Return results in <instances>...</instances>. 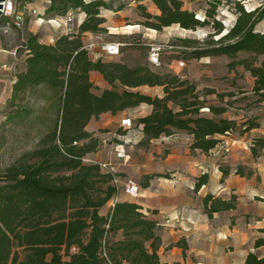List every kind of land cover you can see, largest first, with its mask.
Masks as SVG:
<instances>
[{
  "label": "trees",
  "instance_id": "trees-1",
  "mask_svg": "<svg viewBox=\"0 0 264 264\" xmlns=\"http://www.w3.org/2000/svg\"><path fill=\"white\" fill-rule=\"evenodd\" d=\"M20 1L22 6L35 2ZM205 1L208 8L202 18L196 11L184 8L183 0H153L160 14L144 10V25L158 31L173 25L190 30L210 27L203 41L180 38L187 47L185 55L201 59L251 54L239 63L254 76V91L264 95V61L259 65L254 61L264 55V30L257 29L264 20V6L248 9L243 0ZM47 2L44 13L40 10L36 19L62 17L75 10L84 12L86 19L77 33H64L52 43L29 32L19 50H26L27 56L24 69L14 81L6 117L0 122V140L5 144V132L14 128L30 144L0 166V264H182L161 261L158 224L139 203L120 199L122 188L113 182L119 174L86 160L100 146V138L87 126L104 113L117 114L149 105L152 111L136 121L144 142L179 130L192 136V150L208 153L222 141V135L237 129L238 122L202 115L205 108L215 115L224 114L228 108L209 102L195 82L176 73L91 56L84 47L83 35L108 33L103 10L121 11L125 1L120 0L116 7L114 0ZM15 4L21 9L17 0ZM230 5L237 17L227 28L218 18V9H232ZM27 16H32L31 11L26 13L25 27ZM93 71L101 73L110 87L100 89L95 85ZM145 85L162 87L163 96L134 90ZM211 94L220 98L226 95L207 88L205 96ZM256 127V122H245L243 131ZM259 149H264V138L250 146L254 156L259 155ZM237 173L244 175L242 170ZM165 175L146 174L143 188L154 177ZM208 179V174L201 176L196 189ZM111 201L114 205L101 214V208ZM203 204L212 217L214 213L236 209L238 201L235 195L223 199L208 193ZM261 248L264 236L256 239L255 250L248 253L245 264H264Z\"/></svg>",
  "mask_w": 264,
  "mask_h": 264
},
{
  "label": "rangeland",
  "instance_id": "rangeland-1",
  "mask_svg": "<svg viewBox=\"0 0 264 264\" xmlns=\"http://www.w3.org/2000/svg\"><path fill=\"white\" fill-rule=\"evenodd\" d=\"M119 1L114 0L115 7L118 6ZM123 1H125L126 7L121 11L103 10L104 14L110 16V22L115 26L108 33L99 35L92 40L96 42H121L123 43L121 54L110 57V60H123L131 66L137 64L148 65L156 72L176 73L184 79L195 82L198 89L202 91L203 97L207 98L209 102L228 108L222 115H215L208 108L203 109L201 114L215 119H220L221 117L230 118L238 122L237 129L226 134L224 137L225 142L220 144L217 150L213 152L216 153V157H223L226 161L230 162L231 166L229 168L243 171L244 175L240 176L245 177V180L236 178L234 174L232 183L237 186H245L244 195L241 196V201L244 205L243 208L251 206L254 204V201H258L255 199V194H264V149H259L258 156H254L250 150V146L255 140L264 138V95L254 91V76L246 69L244 64L239 63L240 60L251 57V54L240 53L235 57L216 55L201 59H190L184 53L187 47L180 41V38H191L203 41L210 32V27L190 30L184 29L179 25H173L158 31L144 25V22L147 21L144 10L152 14H160V10L154 4L153 0ZM243 3L248 8H256L260 5L264 6V0H243ZM36 4L38 5V9L42 10L41 1L39 0ZM183 4L184 8L196 11L198 16L202 18L204 17L205 9L208 8L205 0H183ZM17 5L25 10L27 15L29 11L34 9L32 5L22 6L20 0H17ZM230 6L232 9L227 6H221L218 9V18L227 28H230L234 24L237 17L233 9L234 6ZM48 18L46 17L40 23L33 21L37 24L35 30L42 32L46 36L53 37L52 35H54L57 27L55 23L49 22ZM31 20V17L27 16V22ZM105 25L108 26V24ZM257 29L264 30V20L257 26ZM111 31L113 33H110ZM6 40L9 43H20V33L14 30L10 35H6ZM153 45L163 46L160 51V66H154L149 59ZM170 46H175V48L172 49ZM180 60L185 61L184 66L178 65ZM254 61L256 65H259L264 61V55L259 56ZM118 88L120 90L124 89L121 85H118ZM207 88H214L218 92L226 95L223 98H220L217 94H211L206 97L205 90ZM134 90H139L153 96H163V88L159 86L151 87L145 85ZM149 108L152 107L141 105L135 108H129L118 113V120L111 127L100 130V135H102L101 140L104 143L114 146L120 143L125 144L129 156L128 163L135 161V165L132 164L131 166L124 167V169L121 168L117 173L123 182L129 179L136 181L140 185L142 193L144 192L142 184L146 181V170H165L161 166L163 165L162 161L164 159L159 154L160 151H158L157 146H163L161 153L169 150L166 149L168 145H165L163 142L159 144L144 142L142 132H140L136 121L139 117L149 114ZM109 116L112 117L113 115L110 114ZM124 118H131L133 120L131 128H125L121 125ZM245 122H256L258 127L244 132ZM181 132L184 131L177 130L176 134H180ZM5 135L7 138L6 143L2 144L0 140L1 167L8 164L23 148L28 147L30 144L29 140L20 137V134L14 128L11 130L8 129ZM183 145L187 146L186 144L180 143V146L183 147ZM154 179L156 184L160 181L159 177H154ZM230 192L231 198L235 195L238 201L240 193L234 194L233 189ZM121 195L127 200H140V197L132 199L126 196L124 192ZM261 206L264 208L263 204ZM235 259L236 264L241 262L238 257Z\"/></svg>",
  "mask_w": 264,
  "mask_h": 264
},
{
  "label": "crops",
  "instance_id": "crops-1",
  "mask_svg": "<svg viewBox=\"0 0 264 264\" xmlns=\"http://www.w3.org/2000/svg\"><path fill=\"white\" fill-rule=\"evenodd\" d=\"M38 1L35 0L30 5L38 8L36 4ZM40 1L41 12L44 13L48 2L47 0ZM74 16V25L78 32L81 23L86 19V14L81 10H75ZM103 16L106 18L108 29L114 28L115 25L110 22V16L104 13ZM30 17L32 20L27 22L23 30L14 29L20 33V43H9L6 40V35H10L14 30L0 36V122L6 117L7 103L12 98L14 81L24 69L27 51L19 50L28 33L40 34L42 41L47 43L54 42L56 38L64 34L62 28H59L56 23L63 20L65 16L48 18V21L55 23L57 27L53 37L37 32L35 23L40 22L35 16ZM33 18L35 19L33 20ZM97 36L99 35L86 32L83 35V40L89 42ZM3 64H7L8 67L2 69ZM91 79L95 85L102 89L110 87L99 72L93 71ZM148 107L150 106L148 105ZM149 109L151 112L152 108ZM110 114L113 116L110 117ZM118 117V113H104L99 118H93L87 126L89 131L94 132L100 138L98 151L90 154L87 159L109 163L115 172L132 164L135 165V161L128 163V160L118 159L114 145H108L101 140L100 130L111 127ZM139 130L142 132L140 126ZM142 137L144 138L143 132ZM224 137L225 135L221 136L222 141L217 147L225 142ZM192 141V136L187 132L180 134L175 132L171 136H162L149 141L155 144L163 142L168 145L166 149L170 151L166 150L161 153L163 146H157L159 154L164 159L161 166L165 170L149 169L145 174L162 173L166 175L159 177L160 181L157 184L154 178L151 179L149 186L144 188L143 193L141 192L140 200L135 202L142 205L144 212L158 224V234L162 238V245L158 253L162 262L196 264L198 261H203L206 264H236L235 258L238 257L241 260L239 264H245L248 253L255 250L256 239L264 236L262 233L264 208L261 206L264 205V201L258 199L264 198V194H255V199L258 201L243 208L241 196L244 195L245 186L234 185L232 179L234 174L236 178L242 180H245V177H241V174L237 173V169L229 168L231 163L225 158L216 157V153L213 151L217 150V147L208 153L199 149L192 151ZM180 143L187 146L183 145L182 147ZM226 172L228 173L226 174ZM204 174H208V182L196 189V183ZM231 189L234 194L240 193L237 208L217 212L210 217L205 210L203 197L211 193L216 197L230 199ZM120 199H124L122 195H120ZM113 205L114 202L111 201L102 207L101 214H106ZM154 211L156 212L154 213ZM263 249L260 250L264 251Z\"/></svg>",
  "mask_w": 264,
  "mask_h": 264
},
{
  "label": "built area",
  "instance_id": "built-area-1",
  "mask_svg": "<svg viewBox=\"0 0 264 264\" xmlns=\"http://www.w3.org/2000/svg\"><path fill=\"white\" fill-rule=\"evenodd\" d=\"M247 7V6H246ZM248 8V7H247ZM253 9V8H248ZM31 14L33 16H38L40 14V10L38 8H34L31 11ZM74 11H70L60 22L56 23V25L59 28H62L63 32L65 34H73L77 33V28L74 25ZM25 19H26V12L24 10L18 9L15 0H7L3 3L2 8V17L1 21L3 24L0 26V36L9 34L12 32V30H23L25 28ZM44 19L38 17L37 21L42 22ZM98 37V36H97ZM96 37V38H97ZM123 46V43L118 41H112V42H96L94 40H91L89 42H85L84 47L89 51L91 56L94 59H105L117 56L121 53V48ZM172 48V46H170ZM163 46L161 45H153L152 51L150 53L149 59L151 63L154 66H160V51L162 50ZM179 66H184L185 61L180 60L178 62ZM7 64H3L1 66L2 69L7 68ZM121 125L125 128H131L133 125V120L131 118H124L121 122ZM114 150L116 152V156L118 159L121 160H128L129 156L126 151V147L124 143L116 144L114 146ZM88 162H97L93 160H88ZM101 167L106 171L115 172L113 166L106 162H98ZM117 186L122 188V191L124 194L132 199L138 198L141 195V188L140 185L132 180L129 179L126 182H123L121 177L119 175H116L114 177L113 181ZM196 264H206L203 261H198Z\"/></svg>",
  "mask_w": 264,
  "mask_h": 264
},
{
  "label": "water",
  "instance_id": "water-1",
  "mask_svg": "<svg viewBox=\"0 0 264 264\" xmlns=\"http://www.w3.org/2000/svg\"><path fill=\"white\" fill-rule=\"evenodd\" d=\"M7 0H0V19L2 17V8H3V3Z\"/></svg>",
  "mask_w": 264,
  "mask_h": 264
}]
</instances>
